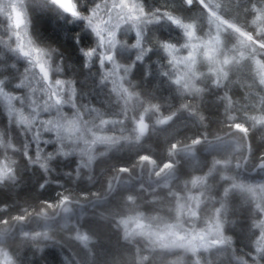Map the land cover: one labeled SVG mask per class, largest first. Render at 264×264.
<instances>
[{
  "label": "rangeland",
  "instance_id": "obj_1",
  "mask_svg": "<svg viewBox=\"0 0 264 264\" xmlns=\"http://www.w3.org/2000/svg\"><path fill=\"white\" fill-rule=\"evenodd\" d=\"M8 2L9 0H0V5H5ZM76 3L79 11L87 14L95 0H76ZM25 12L29 21L27 30L29 35H24L22 32L25 45L31 35L37 44L58 49L60 57L63 58V61H57L58 67L63 71L53 78L72 81V87L76 93L73 99L81 109L82 121L89 122L88 125H85L81 121V129L92 127L93 124L99 122L96 119V113L89 114L85 108L98 109L106 114L104 117L106 119L115 118L107 115L109 110L119 112L124 105L121 101L120 106H116L117 96L111 90L123 83L120 79L123 73L121 71L117 75L109 77L105 87L99 81L102 79V75L110 70L111 65L106 64L104 68H101L99 61L93 57L91 61H88L91 65L90 68H83L84 57L81 48L89 47L93 43V35L86 28L85 22L82 19H73L52 5L49 0H25ZM100 16L102 19L94 18V23L99 24L101 28H111L115 32L119 50L116 62L127 66L138 51L131 47L136 43V29L120 20L116 11L111 13L110 19L103 12L100 13ZM220 19L224 20L221 17ZM105 21L108 23L105 24ZM9 24L7 17L0 14V69L2 73L9 74L6 75V79L4 78L8 83V87L4 91L9 92L11 96L27 97L28 99L21 107L17 100L9 101L0 95V139L7 132V138L14 148H21L24 142L29 143L28 156L35 158L37 145L32 137L39 130V121L52 119L53 121L59 120L61 124H64L66 120L54 115L55 109H52L51 113L40 110L44 101L48 100V93L41 89L39 76L33 78L31 72H24V67L27 66L25 59L10 50V48H15L16 44L13 42L15 37ZM234 27L237 26L234 25ZM198 28V33L194 31L193 27L188 29L193 33L191 39L186 36L184 30L175 27L162 28L158 25H148L144 31L145 39L141 42L142 46L153 48L155 45L170 42L173 39L172 44L178 51L172 55L163 52L160 55H153L152 52H149L148 55L151 56V59L146 57L144 66L150 75L143 77L137 73L136 69H133V74L127 77V80L131 81V87L129 84L123 83V86L128 87L133 93V98L127 106L129 116H144L145 123L149 125V130L145 132L144 137H141L139 144L125 143V147L120 151H116L113 146L107 144H96L89 147L82 141L73 142L76 137L81 135L80 132L69 133L61 130V135L66 137L72 135L73 140L66 139L59 142L56 140V132H42L40 135L41 162H45L43 157L49 153L54 157L52 161L48 162L49 167L52 168L50 175L44 173L39 165L29 164L28 157H14L17 164L20 165L16 182H9V186H0V198L10 197L11 192L16 193L19 189L26 195L30 194L33 201L24 200L22 203L13 199L9 200L8 204H0V220H11L12 217L23 214L27 209L33 214L41 213L42 218L39 223L48 225L37 228L36 221H30L28 224L13 222V226L0 224V232L7 231V235L4 237L5 244L18 251L19 264H74V262L75 264H144L141 251L143 256L148 257L149 264H195L199 253L204 251L203 249H199L197 254L183 249L165 250L158 243L150 244L147 236H135L126 240L123 228L117 230L115 225L110 226L113 214L121 211L124 215H116V220L127 219L130 216L143 213L145 216L160 217L165 221L173 222V218L177 214V205L175 201L168 198L169 189L181 195L191 196H199L203 191L206 195L214 198V203L216 201L225 203L226 213L221 231L225 237L231 239L232 243L227 251L217 252L214 257L210 253H205L210 264H236V257L240 253L249 252V248L246 246L249 243V237L252 236L253 231H259L252 228L254 220L259 219L255 216L253 209L257 203L264 204V191L259 190V186L264 185V180H242L235 165L246 158H242L244 155L242 147H247V157L252 156L254 159H259L264 156V123L260 122L264 121V91L257 87L262 71H257L259 65L255 61H251V71L247 66L249 52L246 37L236 35L232 29L230 31L234 33L233 37L227 38L225 27L222 25L218 27V21L211 16L210 12L207 16L200 17ZM63 41H65L64 45L60 43ZM184 44H188V48L182 47ZM192 45H196V48L193 49ZM189 51L192 52L194 63L169 64L173 56L177 60L183 61ZM205 51L208 56L212 57L211 61L202 54ZM221 52L223 55L220 54ZM162 57L164 58L162 59ZM225 59L229 60L228 65L223 64ZM13 65L16 67L13 68ZM164 72L172 73V81L179 76L182 84L177 86L170 83L169 78L162 75ZM12 73L15 74V78ZM217 79L224 82L222 90L230 93L231 103L224 104L225 100L222 101L221 98L224 96L220 91L217 92L213 83ZM16 84L21 85L20 89L15 88ZM184 84H187V88L183 87ZM260 87L264 88V86ZM33 100L37 101L40 107L32 105L31 101ZM49 103L54 104L55 98L49 100ZM152 105L159 106L155 114H153ZM185 105L190 107L185 108ZM33 108H36V111L40 113L35 117V122ZM145 109L148 111L146 112ZM75 111L70 105L63 107V114L67 120L75 119L73 116ZM180 111H184L186 114L195 112L197 123L193 124L191 121H187L182 114L179 115ZM173 112L178 115L173 117V124L168 127L156 124L157 117L167 118ZM149 116L152 117L151 120L148 119ZM226 116L235 118L236 122L246 120L245 127L249 128L247 137L237 130L235 135L223 136L227 141V147L219 149L214 154L206 146L193 154L182 153L175 157L179 160L175 176L169 177L167 180L149 174L154 167L158 170L164 163L170 162L169 141L176 142L172 140V137L175 136L180 141H184L185 137L193 138L198 134L197 128L201 129L202 119L221 122L228 133L230 129L227 126ZM253 117L255 120L252 119ZM13 120L16 122L15 127H13ZM21 121L24 122L23 128ZM136 125H138V119L132 122L133 127ZM153 125H155V129H153ZM125 126L123 135L129 140H133L134 136L131 135L128 120H125ZM162 128L166 129L161 131ZM138 134L137 132L136 135ZM83 135L85 139L93 138L87 131H83ZM96 135L119 137L120 129L117 127L116 131L111 132L105 129L102 132H97ZM48 139L53 140V143H43ZM187 143L190 144L191 139H188ZM140 145L143 147L141 148ZM62 152H69L70 155L63 156L60 154ZM251 153L252 155H250ZM140 154L150 155V160H155L156 164L148 163L146 168H137L135 172L130 170L128 173H120L118 171L121 167H130L136 156ZM215 160H221L222 164H226V167L223 170L213 169ZM25 165H28L27 169H25ZM131 172L133 173L132 177H128ZM245 172L252 173L248 168L245 169ZM3 174V170L0 169V176ZM42 175L50 181V185L45 186L44 189L40 188V184L44 182ZM221 176H228L231 180L225 183L220 179ZM113 177L116 179L113 180ZM194 177H203L205 187L199 190H189V185L186 188V183ZM157 179H160L161 186L155 187L156 194H152L153 189H148L140 199L139 205H133L132 208L121 209L119 198L113 199L115 193L104 195L108 190L109 181H113L119 191L124 187L130 188L133 184L139 189L141 181L147 188L149 183H154ZM122 181L124 183H121ZM232 182L252 187L254 192L237 190L230 192L225 198L223 190L225 187H230ZM165 184L167 187H163ZM67 192H71L79 199L81 209L76 212L72 210L69 213H64L62 208H47L45 202L56 205L59 203V194H67ZM18 194L21 193L18 191ZM16 195L17 193L14 194V196ZM98 197L99 199H97ZM71 204L67 203L66 206L74 209L73 205L75 204ZM219 206V203H215V207ZM133 209H136V212ZM54 212L56 213L54 218L43 219L45 215L53 217ZM140 222L147 224V221L144 220ZM52 224L56 225L52 227ZM208 226H212L210 222ZM161 227L163 228V225ZM204 227V224L198 222V231ZM77 228L83 235H88L90 240L87 248L83 244L78 246L77 258H75L73 249L68 242L72 244L81 242L76 239L77 232L73 230ZM34 230L47 232L48 238L34 241L23 236L25 231L32 232ZM163 234L161 232V235ZM63 245L65 248L68 245V249H70L64 255L57 253V249ZM85 252H89V255L86 256ZM200 264H204L203 258L200 259ZM249 264H251L250 261Z\"/></svg>",
  "mask_w": 264,
  "mask_h": 264
},
{
  "label": "snow or ice",
  "instance_id": "obj_2",
  "mask_svg": "<svg viewBox=\"0 0 264 264\" xmlns=\"http://www.w3.org/2000/svg\"><path fill=\"white\" fill-rule=\"evenodd\" d=\"M49 2L62 10L64 13L70 15L73 19H82L85 22L86 28L89 29L93 35V43L89 47L81 48V53L84 57L83 68H90L91 65L88 61H91L93 57L99 61L101 68H104L106 64L111 65L110 70L103 74L102 79L99 81V83L105 87L107 86L109 77L115 76L121 71L123 73V75L120 76L121 81L129 84L130 87L131 81L127 80V77L133 74V69H136L137 73L143 77L150 75L146 66H144L145 58L147 57L149 60L151 59V56L148 55L149 52H152L153 55H160L162 52L172 55L174 52L178 51L175 45L170 42L160 43L155 45L153 48L142 46L141 42L145 39L143 33L148 28V25H158L162 28L175 27L176 29H184L185 34L189 39L193 37V33L188 31L191 25L183 23L179 16L174 15L175 13H179L175 11V8L168 12L161 11L159 8H156L155 10L149 8L145 11L143 0H111V3H109V0H99V2L95 0V3L90 6L87 14L79 11L76 0H49ZM194 4L200 6L199 10L201 18L207 16L208 12H210L211 16L218 21V27L221 25L225 27L227 38L231 39L234 33L239 34L241 37H246L249 52V62H247V66L251 71V61H255V63L259 65V69H257V71L264 70V31L256 33L255 28H251L249 26L247 19L245 20L243 27L248 30L241 31L240 27H234V24L230 23L227 19H220V16H218L214 10L215 6L206 2V0H183V5H187L189 8H191ZM262 4H264V0H247V5H245L243 0H241V5L246 9V17H255L257 12L264 15V6H261ZM248 5H257V7H248ZM205 9H207L208 12H205ZM113 11L117 12L120 20L124 21L125 24H130L131 27L136 29V43L131 47L133 49H137L138 51L135 53L134 57L130 59L127 66H122L116 62L117 57L119 56V50L117 49L118 42L115 37V32L111 28H101L99 24L94 23V18L102 19L100 16L101 12L107 15L110 19ZM221 11L223 12V9H221ZM237 11H240V9L237 8ZM0 14L7 17V20L10 22V30L13 32L15 37L13 42L16 44V47L10 48V50L18 53L25 59L27 66L24 67V72H31L33 78L39 76L41 89L48 93V100L44 101L43 107L40 110L45 113H51L52 109H55L54 115L60 117V119L66 120V123L64 124H61L59 120L53 121L52 119L39 121V130L32 137V140H34L37 145L35 158L28 156L29 143L24 142L21 148H14L13 144L7 138V132H5L4 137L0 139V169H2L4 173L3 176H0V186H9V182H16V176L18 175V169L20 167L14 159L16 156L28 157L29 164L39 165V167L44 170V173L49 175L51 174L52 168L49 167L48 162L52 161L54 158L53 155L49 153L47 156L43 157L45 162H41L42 157L40 155L39 145L41 143L40 135L42 132H56V140L59 142H63L66 139L73 140L72 135L67 137L61 135V130L69 133L80 132L81 135L75 138L73 141L74 143L82 141L84 145L89 147L96 144H107L113 146L116 151L123 149L125 147V143L129 145L139 144L141 137H144L145 132L149 130V125L145 123L144 116H129V109L127 106L129 101L133 98V93L128 87H124L123 83H121L111 90V92L115 93L117 96L116 106L119 107L121 101L124 105L119 112L109 110L107 115L115 118L106 119L104 118L106 114L100 112L98 109L85 108V111L89 114L96 113V119L99 122L98 124H93L92 127H86L82 130L80 127V123L82 121L81 109L73 99L76 93L75 89L72 87V81L61 78H53L56 77L59 72L63 71L57 65V61H63V58L60 57L59 50L37 44L31 35L28 39L27 45L24 43L22 32L24 35H29L27 31L29 21L25 12V0H9L7 4L0 5ZM226 15L231 16V13L228 12ZM184 19H196V17L185 16ZM235 22H240L239 16L235 17ZM107 23L108 21H105V24ZM209 26L211 27V25ZM232 29H234V33L230 31ZM77 42H80L79 39ZM188 46V44H184L182 47L188 48ZM26 47L27 50H25ZM121 47H123V45H121ZM225 47H227V45H225ZM192 48L195 49L196 45H192ZM202 54L207 56L210 61L212 60V57L208 56L206 51ZM220 54L223 55V52ZM257 56H259L260 59H256ZM58 57L59 59H57ZM163 58L164 57H162V59ZM181 62L194 63L195 61L193 59L192 52L189 51L188 56L183 58V61L177 60L175 56H173V59L169 61V64H178ZM229 63V60H223L224 65H228ZM12 67L15 68L16 65H13ZM6 75L9 74L0 73V76ZM162 75L168 77L170 83H174L177 86L182 84V80L179 76H177L174 81L171 80V72H164ZM12 76L15 78L14 73H12ZM213 83L216 88L221 86V82L218 79ZM260 86H264V75H261L259 84L257 85L261 91H264V88H261ZM6 87H8L6 80L0 79V95L6 97L9 101L13 99L17 100L19 105L23 107L28 98L11 96L9 92L4 91ZM20 87V84L15 85L16 89H20ZM183 87L187 88V84H184ZM52 98H55L54 104L49 103V100ZM221 99L223 101L226 100L227 97L225 96ZM31 104L40 107L35 100L31 101ZM65 105H70L72 109L76 110L73 112L75 119L67 120L64 116L63 107ZM189 107V105H185V108ZM158 109V105H152L153 114H155ZM32 111L34 113L35 122V117L39 116L40 113L36 111V108H33ZM145 111L147 112L148 109H145ZM181 114L187 121H191L193 124L197 123V116L195 112H188L186 114L184 111H180L179 115ZM177 116L178 115L173 112L171 115L167 116V118L157 117L156 124L167 125L168 127L173 124V117ZM136 119H138V125L133 127L132 122ZM148 119L151 120L152 117L149 116ZM252 119L255 120V117ZM125 120H128V126L131 127V135L134 136L133 140H129L128 137L123 135L126 128ZM82 122L85 125H88L89 123L87 120H83ZM226 122L228 128L230 129V132L226 133V135H235V132L238 130V132L245 134V137H247L249 128L245 127V123H247L246 120L243 122H236L235 118L226 116ZM260 122L264 123V121ZM12 123L13 127H15V120H13ZM20 123L23 128L24 122L21 121ZM117 127L120 129L119 137L96 135L97 132H102L105 129L110 132L116 131ZM166 128H162L160 130L164 131ZM153 129H155V125H153ZM197 130V135L193 138L185 137L184 141L177 140L175 136L172 137V140H175L176 142L169 141L170 162L164 163L162 167L158 168V170L154 167L149 174L154 175L157 178L167 180L169 177L175 176L177 171L176 166L179 164V160L175 159V157L180 156L182 153L193 154L194 152H197L199 147L206 146L207 149L214 154L219 149L227 147V141L223 137L217 136L215 140H209L207 135H205L200 128H197ZM83 131L91 133L93 138L91 140L85 139ZM137 132L139 133L138 135H136ZM188 139H191L190 144L187 143ZM43 143L51 144L53 143V140H44ZM140 147L142 148L143 146L140 145ZM60 154L63 156L70 155L69 152H62ZM148 163L155 165L156 161L150 160V155L140 154L136 156V159L130 164V167H121L118 171L120 173H128L130 170L135 172L137 168H146ZM245 163H248L246 158ZM245 163L237 162L235 165L236 169H244ZM27 167L28 165H25V169H27ZM224 167H226V164H222L221 160H215L212 166L213 169L217 170H223ZM228 170L230 171L231 169L229 168ZM248 170H256L258 173L264 174V156L259 158L258 163H249ZM42 177L44 182L40 184V188L44 189L45 186L50 185V181H48L45 176L42 175ZM115 179L116 177H113V180ZM220 179L225 181V183H228L231 180L228 176H221ZM121 183L124 182L122 181ZM189 185V190H199L205 187V180L203 177H194L186 183L185 187L188 188ZM160 186V179H157L154 183H149L147 188L144 187V184L141 181L139 189H137L136 185L133 184L130 188L124 187L118 191L113 181H109L108 190L104 195H112L115 193L113 199L119 198L121 209L125 207L132 208L133 205H139L140 199L144 196V193L148 189H153L152 194L155 195V187ZM163 187H167V185L165 184ZM237 190L248 193L254 192L252 187H245L243 184L232 182L230 187L224 188L223 196L227 198L230 192H236ZM259 190L264 191V185H260ZM167 196L172 201H175L177 205V214L173 218V222L165 221L160 217L145 216L143 213H138L134 216L128 217L127 219L116 220V215H124L123 211H121L113 214L110 226L115 225V229L117 230L123 228L126 240L135 236H147L150 244L155 245L158 243L159 246L165 250L183 249L185 251H190L193 254H197L199 249H203L204 251L199 253L195 264H200L201 258H203L204 264H210L209 258L204 255L205 253H210V255L214 257L217 252L227 251L231 247V239L229 237H225L221 231L224 226V217L226 213L225 203L223 201H216L215 203H219L220 206L215 207V203L213 202L214 198L206 195L203 191L200 192L199 196H191L181 195L180 193L173 192L169 189ZM202 197L203 199H201ZM144 198L146 199V197ZM85 199H87V197H85ZM97 199H99V197ZM45 203L47 204L48 209L62 208L64 213L72 211L71 208L66 206L67 203H74L77 207L80 206L79 199H77L71 192H67V194H59V203L56 205L48 202ZM133 211L136 212V209H133ZM253 211L255 212V216L259 219L254 220L252 228L258 229L259 231H253L252 236L249 237V243L246 245L249 248V252L240 253V255L236 257V264H249V261L251 264H264V204H255ZM55 214L56 213L54 212L53 217L45 215L43 216V219L47 220L49 218H54ZM41 218V213L33 214L25 209L23 214L14 216L11 220H0V224L13 226V222L16 224H28L30 221H36L37 228L47 227V224L41 225L39 223ZM142 220L147 221V224L141 223L140 221ZM198 222L205 225V227L199 231L197 230ZM209 222L212 225L211 227L208 226ZM133 225H135V227H133ZM161 225H163V228ZM73 230L77 232L76 239L80 240L85 245V248H87L90 237L88 235H83L79 228ZM161 232L164 234L161 235ZM5 235H7V231L0 232V264H19L18 251L5 244ZM23 236L34 241L40 238H48L47 232L35 230L32 232L25 231ZM85 253L86 256L89 255V252ZM140 254L144 264H149L148 257L143 256L142 251ZM245 257H247V259H245Z\"/></svg>",
  "mask_w": 264,
  "mask_h": 264
},
{
  "label": "trees",
  "instance_id": "obj_3",
  "mask_svg": "<svg viewBox=\"0 0 264 264\" xmlns=\"http://www.w3.org/2000/svg\"><path fill=\"white\" fill-rule=\"evenodd\" d=\"M144 2V7L145 10L147 11L149 8H152L153 10H155L156 8H159L161 11H171L172 9L175 8V11L179 12V13H175L174 15L179 16L182 20L183 23H187L189 25H191V27L194 28V31L196 33L199 32V20L201 17L200 14V6L194 4L191 8L187 7V5H183V0H143ZM206 2L212 4L215 6L214 10L216 11L217 15H219L221 18L223 19H227L230 23H233L235 26L240 27L241 30L243 31H247L248 29H245L243 27V24L245 22V20L247 19V22L249 24V26L251 28H255L256 33L264 31V15H261L259 12H257L255 17H246L245 16V11L246 9L241 5V0H206ZM244 4L247 5V0H243ZM261 6H264V4H262ZM248 7H257V5H248ZM237 8L240 9V11H237ZM221 9H223V12L221 11ZM205 12H208L207 9H205ZM230 12L231 16L226 15V13ZM209 13V12H208ZM196 17V19H187L185 20L184 17ZM239 16L240 17V22L236 23L235 22V17ZM190 27V28H191ZM184 30V29H182ZM255 34V33H254ZM174 40L172 39L170 41V43H172ZM61 44H65V41L60 42ZM258 59H260L259 56H257ZM262 74L264 75V70H261ZM0 73H2L1 69H0ZM6 79V76H0V79ZM223 81L221 82V86L219 88H216L217 92L220 91V93L225 97H227V100H231V96L229 92L223 91L222 90V85H223ZM224 87V85H223ZM209 121V122H208ZM218 122V123H216ZM211 121L210 119H202V124L200 122V126H201V131H203L205 133V135H207L208 139H211L213 137L216 136H221L220 131H218V127H219V121ZM199 147V146H197ZM203 146L199 147L197 151L201 150ZM244 148V152H245ZM242 158H245L244 156ZM246 160L248 163H245V160L243 161V163H245V168L244 169H238V173L242 174V176L247 179V180H264V174H260L258 173L256 170H250L252 173L251 174H247L245 172V169L248 168V164L249 163H258L259 159H253L251 157H246ZM178 169V168H177ZM177 172V171H176ZM19 193L21 194H18ZM16 196H14V194H16ZM11 192V196L9 197H4L3 199L0 198V204L5 203L8 204L9 200H18V202H24V200L26 201H33L32 196L26 195L24 194L21 190L17 189V192ZM19 197V198H18ZM18 198V199H17ZM25 201V202H26ZM74 210H76V208H74Z\"/></svg>",
  "mask_w": 264,
  "mask_h": 264
},
{
  "label": "bare ground",
  "instance_id": "obj_4",
  "mask_svg": "<svg viewBox=\"0 0 264 264\" xmlns=\"http://www.w3.org/2000/svg\"><path fill=\"white\" fill-rule=\"evenodd\" d=\"M146 11V10H145ZM234 32V31H233ZM236 35H239V34H236ZM206 37H208L207 35H206ZM166 68V67H165ZM227 102H229V103H231V100H225V102H224V104H226ZM218 131H220V134H221V136H219V137H225V136H227L226 135V128L225 127H223L222 126V124H221V122H219V127H218V129H217ZM217 137V136H216ZM216 137H213V138H211V139H209V140H215L216 139ZM223 137V138H224ZM244 148H246L245 149V152H244ZM242 147V150H243V156L244 157H247V155H248V150H247V147ZM250 155H252V153L250 154ZM254 155V154H253ZM249 157H251V158H253L252 156H249ZM254 159V158H253ZM240 162L242 163L243 161H241L240 160ZM132 175H133V173L131 172V173H129L128 174V177H132ZM239 175L241 176L240 178L242 179V180H246V181H251V180H247V179H245L243 176H242V174H240L239 173ZM125 177H127V176H125ZM112 180V179H111ZM99 203H104V202H99ZM61 217H62V215H60ZM57 223H58V220H57ZM56 224H52V227H54ZM70 233H71V231H69ZM16 237V236H15ZM68 244L69 245H71V247H72V249H73V254H74V257L75 258H77V255H76V252H77V248H78V246L79 245H82L83 243L82 242H78V243H74V244H72V243H70V242H68ZM84 245V244H83ZM66 250V252H63V251H65ZM70 251V249H68V245H67V247L65 248L64 247V245H63V247L62 246H60V249L58 248L57 249V253H61L62 255H64V254H66L67 252H69ZM101 252V251H100ZM119 257H120V255H119Z\"/></svg>",
  "mask_w": 264,
  "mask_h": 264
},
{
  "label": "flooded vegetation",
  "instance_id": "obj_5",
  "mask_svg": "<svg viewBox=\"0 0 264 264\" xmlns=\"http://www.w3.org/2000/svg\"><path fill=\"white\" fill-rule=\"evenodd\" d=\"M71 205H73V203ZM73 208H76V210L81 209L80 207H77L75 205H73ZM72 210L76 212V210H74V209H72ZM75 212H72V213H75Z\"/></svg>",
  "mask_w": 264,
  "mask_h": 264
},
{
  "label": "water",
  "instance_id": "obj_6",
  "mask_svg": "<svg viewBox=\"0 0 264 264\" xmlns=\"http://www.w3.org/2000/svg\"><path fill=\"white\" fill-rule=\"evenodd\" d=\"M70 16V15H69Z\"/></svg>",
  "mask_w": 264,
  "mask_h": 264
}]
</instances>
